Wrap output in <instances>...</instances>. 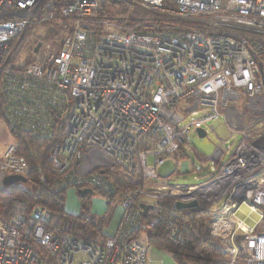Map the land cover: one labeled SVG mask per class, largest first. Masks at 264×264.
<instances>
[{"label":"built area","instance_id":"1","mask_svg":"<svg viewBox=\"0 0 264 264\" xmlns=\"http://www.w3.org/2000/svg\"><path fill=\"white\" fill-rule=\"evenodd\" d=\"M131 1L159 16L149 32L112 25L104 6L120 0H0V114L41 141L60 136L50 155L58 187L122 200L103 243L58 234L46 207L16 201L0 218V264H162L147 230L161 223L169 243L184 246L199 210L220 244L213 264H264V0ZM207 15L211 32L179 26ZM28 29L36 37L24 60ZM220 127L227 137L214 141ZM199 129L215 146L210 156L191 142ZM18 150L13 139L0 153V191L28 185ZM170 159L186 173L199 162L202 181L163 177ZM10 175L28 182L5 187ZM142 204L153 207L147 217Z\"/></svg>","mask_w":264,"mask_h":264},{"label":"trees","instance_id":"2","mask_svg":"<svg viewBox=\"0 0 264 264\" xmlns=\"http://www.w3.org/2000/svg\"><path fill=\"white\" fill-rule=\"evenodd\" d=\"M53 32L54 30L51 29L45 32L44 36H41L49 38ZM30 61L28 60L26 64L28 65ZM1 118L6 122L12 138L19 143L18 155L25 158L30 174L26 188L0 191V218L7 219L9 217L11 207L16 201H26L30 204L46 207L51 212L55 220L53 229L56 233H66L94 243L105 242L107 236L103 234V230L109 226V217L107 213L103 216L91 213V197H79L82 207L81 213L71 215L66 212V196L69 188L56 185L58 176L53 171L50 162V155L60 140V136L41 141L30 133L14 130L2 115ZM108 174L111 179L119 183L121 188L127 186V183L116 177L112 170H105V175ZM41 177L45 180L42 181ZM93 191L94 194L103 196L108 209H110L116 196L110 197L96 190ZM154 213L167 214L160 209H156ZM207 220L208 214L206 212L197 211V218L191 223V231L186 235L187 244L184 246H174L169 243L161 223L152 230H147L148 243L152 247L153 245L158 246L160 251L167 252L175 264H213L214 260L221 258L222 255L215 240L208 237L204 232V225Z\"/></svg>","mask_w":264,"mask_h":264},{"label":"rangeland","instance_id":"3","mask_svg":"<svg viewBox=\"0 0 264 264\" xmlns=\"http://www.w3.org/2000/svg\"><path fill=\"white\" fill-rule=\"evenodd\" d=\"M103 13L111 20L112 25L115 26L116 28L122 29V30H129V29H139L144 32H149L146 26L151 25L155 19H158V15L154 14L156 12L148 11L145 9L140 8L137 6L134 2L131 0H120L119 3H113L109 2L104 6V11ZM214 17L213 15H207V16H201V17H196L192 19H186V22L179 26H181V30H209L207 28V23L208 20ZM174 23H167L166 25H173ZM211 32V30H209ZM56 32L54 31L51 35L53 36ZM50 35V36H51ZM26 37H29L28 42L22 47L21 49V56L23 57L24 60L29 58V51L33 48L32 43L35 41L36 37V31L30 30L25 34ZM32 36V37H31ZM51 36V37H52ZM49 37V38H51ZM17 47L14 48L13 52H15ZM263 77H264V70L262 72ZM1 112V111H0ZM221 124L219 122L215 123V127L220 126ZM216 135L218 138L214 135H211V138L214 141H217L218 139H225L227 137V131L225 130L224 127H220ZM240 139V136L238 135L236 137L235 143ZM13 140L11 133L7 127L6 122L4 121L3 118H1L0 115V153L4 150V148ZM190 162V172L186 173L189 171L186 168H183L179 162H177L174 159H170L164 166L159 168V172L163 177H174V179L179 182V183H198L202 181L201 177H198V173L196 172L195 168L199 166V162H197L195 165L192 163L191 160ZM214 170L219 169L220 165L219 164H214ZM175 171L178 173L175 174ZM116 177L124 181L119 175L115 174ZM116 178V180H119ZM111 179V178H110ZM113 182L115 180L111 179ZM157 180H153L148 183V185H154ZM118 183V182H116ZM75 189L69 188L67 191V196H66V211L71 213V214H79L82 212V207L81 204L78 201L77 195L75 194ZM92 203H90V211L94 212V206L95 203L99 209H104L101 214L106 212L109 217V226L103 230V234L106 236L111 232L112 228L111 225L113 226L114 220L120 215L122 212V200L121 197H116L115 201L111 205V208L108 209L107 204L105 199H103L102 195L99 194H94L93 197H91ZM203 208H207L206 205H202ZM249 213V209L246 206H243L241 208V212L239 213V217L242 219H246L247 214ZM201 218V217H200ZM55 223V220H54ZM148 235V232H147ZM216 242V246L219 250L220 244L219 242ZM153 248L155 250V253L162 258H164V263L163 264H175L170 257V255L162 251L163 255L159 253L158 246L153 245ZM153 264H158L157 262Z\"/></svg>","mask_w":264,"mask_h":264},{"label":"water","instance_id":"4","mask_svg":"<svg viewBox=\"0 0 264 264\" xmlns=\"http://www.w3.org/2000/svg\"><path fill=\"white\" fill-rule=\"evenodd\" d=\"M41 47V43L37 44V46L33 49V53H38ZM202 140V141H201ZM191 142L193 146L198 149L202 154L206 156H210L214 151V144L207 138V133L203 129H199L196 133H193L191 136ZM28 182L27 178L19 175H10L4 178L2 181L5 187H11L13 184L23 183L26 184ZM94 191L92 189H84L78 192V196L81 198L85 197H93ZM198 207V201H192L189 203L178 202L176 208L178 210L188 209V208H196ZM142 208L144 210V217H147L148 211L153 209L152 206L142 204Z\"/></svg>","mask_w":264,"mask_h":264},{"label":"crops","instance_id":"5","mask_svg":"<svg viewBox=\"0 0 264 264\" xmlns=\"http://www.w3.org/2000/svg\"><path fill=\"white\" fill-rule=\"evenodd\" d=\"M74 194V193H73ZM75 194L77 195V198H78V201H79V196H78V192L75 190ZM75 194H74V196H75ZM106 201V200H105ZM79 203H80V201H79ZM91 203H92V199H91ZM107 204V203H106ZM65 209H66V207H65ZM103 210L104 209H99L98 207H97V205H96V203H95V206H94V212H91L92 214H94V215H97V216H103V215H105L106 214V212H104L103 214H101V212H103ZM67 212V211H66ZM68 214H71V213H69V212H67ZM71 215H77V214H71ZM121 217H122V212H121V216L119 215L115 220H114V224H113V226L111 225V228H112V230H111V232L107 235V237H110L111 235H113V233L117 230V228H118V226H119V224H120V221H121ZM159 253H161L162 255H163V253H162V251H158ZM156 256H158V257H161V256H159V255H157L156 254ZM171 257V256H170ZM162 258V257H161ZM162 260H163V263H164V258H162ZM162 263V264H163Z\"/></svg>","mask_w":264,"mask_h":264}]
</instances>
